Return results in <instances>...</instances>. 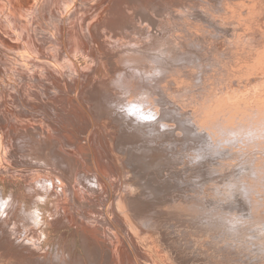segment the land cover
I'll return each mask as SVG.
<instances>
[{
    "label": "bare ground",
    "instance_id": "1",
    "mask_svg": "<svg viewBox=\"0 0 264 264\" xmlns=\"http://www.w3.org/2000/svg\"><path fill=\"white\" fill-rule=\"evenodd\" d=\"M128 1L130 0H0V78L2 82H8L10 78H14L21 83L20 85L16 83L19 91H17L18 94L14 93L13 95L20 99L23 110L29 117L25 120L26 117L23 118L24 115H22L23 117H21L25 121H29L28 119L32 116L41 113L35 109L39 106L45 116L50 117L55 114L58 111L57 108L60 109L57 107V102L71 101L72 96L70 95L78 85L80 99L84 98L85 93L88 95L89 99L87 98V100L89 101L87 102L94 114V120L104 121V119L118 118V116L124 120L120 127L121 131H119L122 134L120 133V140L117 144L119 148L123 147L121 150L125 158L128 156L126 154L129 150L128 147L132 146V150L129 151L132 155L127 158L128 165L133 166L134 162L140 161L139 163L144 164L147 168L155 166L161 169V172L156 169V181L161 177L160 174L163 176L165 167L171 165L174 170L172 172L170 168L171 174L179 179L174 182L171 179L172 182L169 181V183L179 187L181 192V194H173L171 197L175 196L180 201L186 202L183 206H189V214L196 212V216L205 222H202V226L201 223L194 225L195 227L201 226L200 230L196 228L201 232L200 234L207 233L209 222L216 223L214 227L217 231L209 233L213 239L211 244L216 246L221 243L225 247L227 245L224 254L228 252V257L234 260V264H264V0H198V2L191 0V2L194 1L193 6L184 3L183 0L182 2L177 1L175 4L171 3L173 0H152L151 4L153 1L163 3L162 6L166 9L165 13L171 15L168 17L163 13L167 16L168 23L172 17L171 22L177 23L176 25L182 28L181 31H176L175 24L162 25V29L156 30L155 27V30L158 31L156 35L161 34L165 37L175 31L174 35L177 36L178 33L187 41L179 42L178 36L165 37L167 40L161 37L165 44L157 49L161 39L158 35L156 39L160 38L159 41L155 40L158 43L154 42L157 45L155 46L157 51H153L152 49L155 47L152 48L150 45L152 42L150 39L153 38L149 37L152 32L154 34L153 27L156 24V19L147 12L151 9L146 11L144 7H141L142 10L136 13L135 9L132 10L126 5ZM89 2H94L92 8H88ZM146 3L149 4L148 7L154 8L155 6L147 1ZM194 4H198L203 13L197 12L200 10L196 11L198 7L196 8ZM131 5L134 7V4ZM177 6L182 7L179 12L175 13L173 10ZM136 8L138 7L136 6ZM40 34L45 37H41ZM60 34L66 39V46H58L56 40L50 41L53 38L58 41ZM137 34H140L139 36L142 34L145 39H137ZM88 37L92 40V45L90 43L89 47L85 44ZM222 37L223 40L225 39V45H223ZM134 39L142 40L141 42H144L145 45L137 46L136 44L141 42L138 41V43ZM205 45L210 49L208 53L206 52L209 56L206 60L197 52ZM118 46L119 49H117ZM189 48L193 50H189ZM97 52L102 55L103 62L99 60L103 63L104 74L100 80L95 81V75L93 79L87 74L86 68H88L87 63L94 58L91 56H95ZM11 53L15 55L9 60L8 57ZM191 53H194L195 59L199 62L194 61ZM190 54L192 58L189 57ZM74 57L82 58V64L79 63L77 68L73 64ZM96 60L95 63L99 64L98 59ZM101 62L100 65H102ZM204 62L207 66L204 65ZM129 64H133L132 66L136 68L132 72L128 71L130 68L125 72H120L123 66ZM6 71H10L7 76L3 73ZM231 78L238 85L239 83L244 84V87H234L236 90L233 89L231 95L228 93L222 94V96L221 93L218 94L219 85L222 86L225 82L229 83ZM12 82L15 81L12 80ZM14 85L15 83L12 86ZM200 93L206 96V98L203 97V100L208 99L211 105L208 103L206 106H201V101L202 104L205 103L203 100L199 101L200 104L197 107L190 104L189 99H193L196 94ZM85 106L87 107L86 104ZM15 109L14 113L20 116L17 113L18 110ZM18 109L20 111L22 108ZM10 112H8L10 116L8 113L7 116L13 118L12 115L15 114L12 110ZM4 115L6 114L4 113ZM120 117L119 119H121ZM94 120L92 119L93 127L99 129L98 122ZM122 122L119 120L118 123ZM45 124L47 125V123ZM103 127L101 125L102 129ZM46 128L42 127V131H38H45L46 135L48 133ZM94 129L92 130L94 131ZM161 133L164 135H159V138L154 139ZM99 134L101 133L98 131ZM38 138L35 135L29 141L25 139L26 142L16 141L24 149L31 146L32 149L28 151L30 152L34 150V145L39 146ZM54 139H56L58 147H53L54 149L50 147L52 151L49 152L46 160L38 158V162L41 164L51 162V164L57 165L56 167L62 172L65 169H71L72 158L69 149H67V142H63L64 140H59L55 136ZM198 140L200 143L202 142V146L196 145L195 141L199 142ZM48 142L51 144L49 140ZM42 145L40 144L41 147ZM183 145H188V148L184 149ZM124 147L126 150H123ZM187 153L196 155L193 154L194 160L198 163L196 171L200 176L197 177L198 181L195 182V185L186 184L182 180L187 174L181 167L187 163ZM179 163L181 165H175ZM99 177L96 173L85 176V179L82 178L86 182L89 181L90 187L92 185L101 188L102 185H98L97 182ZM45 180L52 186L55 185L54 178L46 177ZM166 180L168 179L164 181ZM60 184L55 194L58 199L64 197L73 199L76 196L85 198L89 189L81 183H76V186L70 183H65L63 186ZM159 185H157L158 188L154 186L156 190L161 189ZM184 193L187 196L183 199L181 195ZM1 196L0 231L7 226L16 225L19 218L14 219L15 214L18 211L21 213L25 211L24 208L18 207L17 202L12 198L5 200ZM168 199L170 200V198ZM119 205L121 208V200ZM143 206L139 208L140 211L135 208L141 214L139 217L137 216L139 219H136L137 221L148 220L147 212L151 210L152 206ZM178 207L180 206L178 205ZM184 208L181 207L186 212L187 210L185 211ZM10 209L11 212L12 209L14 211L8 214ZM171 209L170 211L173 213ZM166 210L165 213H167ZM34 212L36 211L29 214L36 215ZM184 212L177 216L178 219L188 218L185 217L186 215L184 216ZM152 213L155 216V212ZM160 213L158 214L159 218L152 222L153 225L149 218L148 222L152 225V229L160 228L166 224L168 230L174 226L175 232L177 228L181 229L185 226L177 227L179 221L184 222L172 220L171 218L176 216L175 213L173 216L169 212L170 217L168 218L170 219L166 217L169 215L163 214L164 211L161 215ZM8 220H11L12 223ZM184 220L186 221V219ZM202 220H197L196 223ZM186 223L189 225L188 222ZM192 223L190 222V224ZM144 224L145 222H143ZM148 227L151 228V226ZM165 230L164 233H171L170 230V233L166 228ZM199 237H203V235ZM203 239H207V237H203ZM193 241L191 238L189 244L191 245ZM178 242H174V246ZM169 243L168 241L166 244L169 245ZM199 251L192 253L199 257L202 252H205V250ZM190 252L188 255L192 254ZM182 253L185 254L183 250ZM213 253L211 254L212 258H214ZM176 255L180 254L176 253ZM194 260L189 264H198L203 261L199 259V262L197 260L195 262Z\"/></svg>",
    "mask_w": 264,
    "mask_h": 264
},
{
    "label": "rangeland",
    "instance_id": "2",
    "mask_svg": "<svg viewBox=\"0 0 264 264\" xmlns=\"http://www.w3.org/2000/svg\"><path fill=\"white\" fill-rule=\"evenodd\" d=\"M135 1L130 0L128 1L126 5H128V7H130L132 10L135 9L134 11L136 13L142 10L141 7L142 8L144 7L146 11L151 9L152 11L150 10L147 12L149 13V15L151 13L150 16L156 19L155 20L156 24L153 27L154 34L152 32V35H150L149 37V38H153V39H150L153 43L149 40L151 42L150 45H152V48L157 46L156 44L158 43L161 37L164 38V40H167L165 37L169 38L170 36L171 37L176 36L174 35L175 33L174 29H173L174 33H171L169 36L163 37V35L161 34H158L160 36L156 35L158 32L156 30L162 29L164 25H167V24L174 25L175 24L171 22L173 20V19L171 20L172 17L169 19L170 21L168 23L167 16L169 17L170 14L167 15L165 13L166 9H164L165 7L163 8L162 6L163 3L160 4L161 3L159 2L160 0L158 2H156L157 0L155 2L153 1L152 4L150 3V1L152 2V0H145V1L137 0L136 2ZM138 1L141 3H139ZM146 1L150 3L151 5H155L154 6L155 9L151 6L148 7L149 4H147ZM177 1L182 2V0H173L174 3L171 1L170 2L172 4H175L177 3ZM194 1L198 2V0H194ZM194 1L191 2V0H183L184 3L186 2V4L190 6H193L192 3H194ZM136 3H139V4L137 5ZM131 4H134V7ZM92 5H94V2H91V3L89 2L88 8H92L91 7ZM135 5L138 8H136ZM196 5L195 7L197 8L198 4ZM146 7H148L149 9ZM181 7L180 6L175 7L176 9H174L175 11L173 10V12L175 13L179 12ZM198 8L196 9V11L200 10L197 12L199 13L202 12L201 8L200 7ZM163 13H165L167 16H165V14ZM176 24L174 25V27L177 26L175 27V30L181 31L182 28L178 27V25ZM155 27H156V30H155ZM42 34L45 35L46 33H42ZM42 34H40V36L45 37V36H42ZM60 35L61 36L58 41L57 39H54V38L53 40H50V41L53 42L54 40H56L55 42L59 44L58 46H62V45L66 46V39L63 37L62 34ZM139 35L140 34L136 35L137 39H140V38L145 39V36L142 37V34L141 36ZM152 36H154L155 39ZM157 36L160 38L156 39ZM177 36L176 37L178 38L179 42H183V41L187 42L186 38L183 37L182 35H179L177 33ZM201 36L204 37L203 35ZM162 38L160 39L161 42L159 41L161 45L159 44L157 46L158 48L155 47L154 49H152L153 51L156 48L160 49L161 48L160 46L165 44L162 42L164 41ZM155 40H158L156 41L157 43L155 42ZM85 41H86L85 44L87 45V47L92 45L91 38L88 37V41L87 40ZM135 41L141 42L142 40L141 41L135 40ZM222 42H223V45H225V39L223 40V37H222ZM136 45L142 47V45H145V44L144 42H141ZM131 46H134V45H131ZM206 46L207 45H205V47ZM122 47H125V46H122ZM205 47L201 48V50L198 49L199 51L197 50V52L202 56V58H205L206 60L209 57L207 53L210 51V49H208L207 47L205 48ZM117 49H119V46L117 47ZM190 49L193 50L192 48H189V50ZM204 52H205V55H204ZM191 54L193 55L194 61L199 62V60L195 59L196 57L194 53H191ZM191 54L189 55V57L191 56L192 58ZM14 55H15L14 53H11L9 57L7 55L6 56L10 60L14 58ZM99 55L100 54H98V52L95 53V56L92 55L91 57L92 58L94 57V58L93 59L90 58L92 60H90V62L87 63V66L90 70L86 68L87 74L93 77V79L95 75V81L100 80L104 74L103 72L104 67H102L103 61L101 59L102 55L100 56ZM203 55L206 57H204ZM94 59L95 60L98 59L99 64H96L97 60L95 63ZM210 59L212 60V58ZM92 61H93V64H92ZM73 62H74L73 63L74 67L77 68V66H79V63L80 65L82 64V58H78V59L75 58ZM100 62L102 63V65H100ZM48 63L51 64L50 62ZM98 65L100 66L97 67ZM132 65L133 64H129L128 66H123V69H121L120 72H125L129 68L132 70L129 69L128 71L132 72L134 68H136L135 66H132ZM204 65L207 66L206 63ZM9 72L10 71H6L3 73H5L7 76ZM12 80L15 81L14 86H12L14 84ZM232 80L233 79L231 78L228 81L229 83L225 82L224 83L225 85L224 84H222V86L219 85L220 87L218 88V94L221 93V96L222 94H225V93H228L229 95H231V93L234 90H236L234 89V87H238V88L244 87V84L239 83L238 85V83L236 84L235 80L233 81ZM0 81L2 82L1 78H0ZM1 82H0V87L2 88H0V91H1L0 92V118H1L0 119V129L2 130H0V196L3 195L1 196V198H4L5 200L12 198L13 200L17 202L18 207L24 208L25 211L24 213H21L20 211H18L15 214L16 217L15 218L13 217L14 219L19 218L17 220L18 222L16 223V225H12V226L6 225L7 228L0 231V264H187V263L189 264L193 262L192 260L194 259H195L194 260L195 262L196 260L199 262V259H201L203 260L202 262H204V264H234V260L229 259L228 257L229 253L228 252L225 253L227 255L224 254V252H226V247H228L227 245L225 247L221 243H219V245H216V246L211 244L213 242V239L210 237L209 233L217 231L216 228L214 227L216 226V223L209 222L207 225L209 226V228L207 229V233L200 234L201 232L199 230L202 226V222L204 221L202 219H199L198 216H196V212L195 214L194 213L189 214V211H188L189 206H187L186 204H185L186 207L183 206V204L186 202L180 201V199H177L175 196L171 197L173 194H181V192L179 191V187L175 185H171L169 183L171 179L173 180V182L179 179V177H174L173 174H171L174 171L171 165H168L169 168L168 166L165 167L164 169L165 172H163V176L161 174L159 175L161 176L160 178L162 179L161 180L159 178L158 179L159 181L155 180L157 177L155 176V174L157 173L156 169H158L155 166L147 168L145 167L144 164L139 163L140 161L134 162L135 165L133 166L128 165L129 163L127 161V158L130 155H132L131 152H129L130 150H132V146L128 147L129 150L127 149L128 152L126 153L128 156L125 158L124 155L122 154L123 151L121 150L123 147L121 146V148H119L117 144L121 136L120 135L121 132H119L121 131L120 127L124 123L122 122L124 120H122L120 116H118V118L116 117L112 119L110 118L104 119V121L101 120L102 122L96 119L95 121L94 114L90 110V105L87 102L89 101L87 100L88 95L85 93L84 98L80 99L79 92L77 90L78 85H76L77 87H75L74 89L75 91L73 90L74 91L73 93L75 94L72 93L70 95L72 96V98L69 97L72 100L71 99H70L71 101L68 100L69 102L67 103H65V101L63 102L61 101L59 103L57 102L58 104L57 107H59L60 109L57 108L58 111H56L55 109L56 111L55 114H52L50 117L45 116L44 111L39 106V107H35V109L41 113L38 114L37 116H32L30 119H28L29 121H25L29 117H27L28 115L26 116L25 111L23 110V105L20 102V99L17 98V96L13 95L14 93H17V91H19L17 90L18 86L16 85V83H18L19 85L21 83H19V81H16L14 78H10V81L8 82L4 81L5 83L2 82L3 84ZM9 82L11 85L9 84ZM231 86H232V89L230 88ZM229 88L230 90L227 92ZM77 97L78 99H76ZM203 97L206 98L204 94H201V93L199 95L196 94V96H194L193 99L192 98H190L191 100L189 99V101L191 102L189 103L193 106L196 105L195 107H197L200 104L199 101L203 100ZM15 98H17L19 101ZM73 99L77 101H74ZM193 101L195 102L193 103ZM203 102L205 103L202 104V101H201V106H206L208 105V103L210 104V101L208 99H204ZM11 103L14 105L13 107ZM84 103L87 105V107L85 106ZM9 107H12V108L9 109ZM15 108L18 110L17 113H19L20 116H17L14 113ZM18 108H22V109H20L19 111ZM6 109L13 111V114L15 115H12V116L14 120L16 119L15 122L12 117L7 116V113L10 111ZM4 113L6 115H4ZM22 115H24V117ZM42 115H44L45 117ZM21 116L23 118L26 117L25 120ZM119 117L121 119H119ZM168 118L171 119L172 117H168ZM92 119L95 122H98L97 124L99 126V129L98 127L97 128L93 127ZM119 120L120 122H122L120 123L121 125L118 123ZM45 123H47V125ZM116 123L118 124V126ZM22 124L23 125L26 124V125L23 126ZM101 125L102 127L104 126L103 129L101 128ZM18 126H20L22 129ZM42 127L43 128L47 127L46 129L48 133L46 135L44 133L45 131L41 132ZM92 129H94L95 132ZM38 130H41V131H38ZM98 131L101 134L98 135ZM164 133L156 135L154 139L159 138L160 136H163ZM91 134H93L95 137L92 136ZM35 135L39 137L38 138V140H40V142H38L39 146L40 144L41 145L44 144V145H42V147L40 146V148H38L39 147L38 145H36L37 148L34 145L36 149L34 148V150L30 152L28 151L32 149L30 148L31 146L28 147V149L26 148L24 149L20 147L18 145L19 144L18 141H16V140H21V142H26L25 139H28L29 141L31 140L30 138H33V136ZM56 135L57 136L59 135L58 137H61V138L59 139ZM28 136H30V138H27ZM54 136L59 140H64L63 142L65 141L67 142V147H68L67 149H69L71 153V158H72L71 169H65L62 172L58 169V167H56L57 165H53L51 164V162H46L45 164H41V162H38L37 160L38 158L39 160L40 159L46 160V158L49 156V152L52 151L50 147L52 148L58 147L56 143V139H54ZM24 137L26 138L24 139ZM44 138L46 139L45 141L43 140ZM22 139L24 140L22 141ZM48 140L50 141L51 144H49ZM198 141L199 142L195 141L196 145L202 146L203 145L202 142L200 143V140ZM44 142L45 143L47 142V143L45 144ZM27 145H30V144H27ZM183 148L184 149L188 148V145H183ZM118 149L120 150L118 151ZM123 150H126V148L124 147ZM166 154L168 155V153ZM166 154L165 156H167ZM193 154L194 156H196L195 153H190V154L187 153V163H185V165H181V163L175 164L177 166L181 165V167L185 169V172L187 174L185 173L186 176L184 175V179L182 180H184L186 184H189V185H195L198 181L197 177L200 176V174L197 173L196 171V166H198V163H196V161L194 160L195 158ZM170 168L172 169V172ZM159 170L161 172V169H158L157 171ZM95 172L97 173V177L100 176L97 182L99 183L98 185H102L101 188H99V186H97L98 187L97 188L92 185L90 187V185L88 184L89 181L86 182V180H84L85 176L89 174L95 175L96 174ZM46 177L48 179L54 178L55 185L52 186V184L45 182L47 181L45 180ZM165 179H168V180L164 181ZM59 180L61 181L59 182ZM152 182L154 183L152 184ZM160 182H163V183H160ZM59 183H61L60 186H63V184L65 183H70L73 186H76V183H79V184L81 183L82 185L88 187L89 189L86 192L85 198L76 196L73 199H70L68 197L58 199L56 198L55 194L57 193L56 190L59 186ZM159 183L161 186L159 185ZM166 183H167V186H166ZM157 185H159V188H161L160 190L159 189L156 190L155 187H157ZM181 196H183V199H184L187 195L186 193H184ZM168 198H170V200ZM120 200L122 204L121 208L119 205ZM168 201H170L169 204H168ZM145 204H148V205L145 206ZM149 205H151L152 207L150 206L151 210L147 212V214L149 215L148 220L143 221L145 222V224L143 225L142 221H137L139 220L137 216L139 217L141 215L139 214V211H140L139 208L141 206L147 207ZM178 205L180 207H178ZM156 206L159 208H157ZM170 206L172 209L170 208ZM163 207L165 208V210L167 209L166 210L167 213H165V210ZM175 207H176V212H175ZM181 207L182 209L185 207L186 209L184 208V210L185 211L187 210V211L184 212L181 209ZM135 208L139 209V211L136 210ZM154 208H157V209L153 210ZM158 209L159 210L161 209V210L159 211ZM170 209L173 210V213L170 211ZM13 211L14 209H12V212L10 209L8 214L13 213ZM33 211H36L34 212L36 213V215L29 214V213H32ZM168 211L172 213L173 216L175 213L176 216H174V218H171L174 221L182 220L181 218L178 219L177 216L178 215L180 216V214L184 212V216L186 215L185 217H188V218H184L181 215V217L186 219V221L184 219L182 220L185 224L179 221L180 224L178 222L177 227L179 226L183 227L184 225L187 227L184 226L181 229L177 228L176 231L174 232V228H173L174 226H173L171 229H169L173 235L168 230L166 224H163L160 228L157 227L155 229L154 228L152 229V225L154 224L152 222H155L156 221L155 219L159 218L158 214L161 212L160 215L163 213L166 216V214L169 215ZM152 212H155V216L157 217H155ZM172 214H171V217H172ZM191 214H194L195 216L194 215L190 216ZM150 215L154 216V218H152V216ZM166 217L168 218L170 217V215ZM30 218H33L34 220ZM149 218L150 220H152L150 221L152 225H150V223L148 222ZM193 218H196L198 221L199 220H202V221L196 223L197 220ZM191 220L192 221L195 220V222H193L194 224L192 223ZM189 221L192 224H190ZM9 222H11V220ZM9 222L7 223L10 224ZM186 222H188L189 225ZM200 223H201V226H198V227L194 226ZM145 225L147 227L151 226V228L150 227L147 228ZM204 225L206 226V224ZM165 228L167 229V231H169V233L171 234V237H170V234L164 233L166 232V230L164 231ZM196 228H198L199 230ZM197 233L200 235H198ZM201 235H203L204 238L207 237L208 240L203 239V237H199ZM197 237L198 239L196 240ZM191 238H192V241L193 239H195L196 241L194 240L190 245L189 242ZM209 240L211 241L209 242ZM164 241L165 242L167 241L166 243H168L169 241L171 245L170 243L169 245H167ZM173 241L174 242L179 241L178 244L175 243L176 249L173 244L174 243ZM182 250L185 254L182 253ZM197 250L198 251L205 250V252H202L198 257V255L192 253L193 251H197ZM179 252H181L182 254ZM188 252L192 254L188 255ZM212 252H214L213 253L214 258H212L211 256ZM176 253L180 255H176ZM202 262H199L198 264H201Z\"/></svg>",
    "mask_w": 264,
    "mask_h": 264
}]
</instances>
